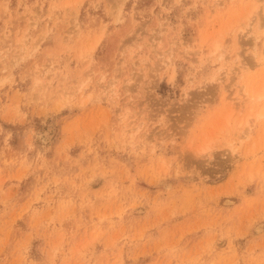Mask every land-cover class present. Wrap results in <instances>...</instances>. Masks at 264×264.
<instances>
[{
	"label": "rangeland",
	"instance_id": "374dc122",
	"mask_svg": "<svg viewBox=\"0 0 264 264\" xmlns=\"http://www.w3.org/2000/svg\"><path fill=\"white\" fill-rule=\"evenodd\" d=\"M0 264H264V0H0Z\"/></svg>",
	"mask_w": 264,
	"mask_h": 264
}]
</instances>
